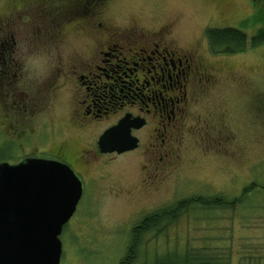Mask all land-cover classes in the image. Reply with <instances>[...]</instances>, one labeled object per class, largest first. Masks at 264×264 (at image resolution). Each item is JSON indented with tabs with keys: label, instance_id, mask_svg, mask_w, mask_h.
<instances>
[{
	"label": "rangeland",
	"instance_id": "rangeland-1",
	"mask_svg": "<svg viewBox=\"0 0 264 264\" xmlns=\"http://www.w3.org/2000/svg\"><path fill=\"white\" fill-rule=\"evenodd\" d=\"M17 1L0 0V16L17 14ZM107 18L121 28L133 20L155 19L173 25L183 45L198 43L211 51L209 29H238L249 41L264 29V0H112ZM12 27L13 37L0 26V163L47 156L64 142L86 147L89 135L75 125L81 121L75 112L81 98L74 84L50 92L54 58L27 34L31 28ZM13 42L14 52L4 54ZM67 42L66 55L86 53L92 46L81 37ZM3 58L19 64L20 73L4 66ZM211 60L222 76L218 93L232 137L228 157L187 153L175 195V175L151 191L144 188L141 157L110 165L101 161L92 170L78 166L85 181L96 175L104 180L84 183L77 211L60 237L61 264H121L143 217L197 197L239 202L235 207L192 206L175 220L166 218L159 230L141 235L132 264H264V223L256 219L264 216V45L238 55L214 54ZM2 72L17 77L8 80Z\"/></svg>",
	"mask_w": 264,
	"mask_h": 264
},
{
	"label": "flooded vegetation",
	"instance_id": "flooded-vegetation-1",
	"mask_svg": "<svg viewBox=\"0 0 264 264\" xmlns=\"http://www.w3.org/2000/svg\"><path fill=\"white\" fill-rule=\"evenodd\" d=\"M16 4L17 14L12 10L0 16L1 30L13 37L12 26L25 32L31 28L27 34L35 36L40 49L54 58L50 92L60 91L62 84H74V94L81 98L75 108L81 121L75 125L89 135L84 138L85 148L79 144L71 148L64 142L47 156L27 158L68 165L84 189V183L93 185L104 179L96 175L85 181L78 166L92 170L101 161L110 165L141 157L144 188L151 191L175 175V195L187 153L195 150L204 158L228 157L232 137L218 93L222 76L207 47L183 45L173 25L164 26L155 19L150 23L133 20L121 28L107 18L112 0H18ZM70 37L89 39L92 46L86 53L81 50L66 55L65 43ZM14 47L15 42L7 45L3 53L9 55ZM3 64L19 73L22 70L11 58H3ZM2 73L8 80L17 77L16 73L10 77ZM127 117L135 126L130 134L137 139V147L122 154H102L100 137ZM192 200L172 202L170 207ZM155 212L133 228L134 241L142 239L143 222ZM163 221L164 216L161 225Z\"/></svg>",
	"mask_w": 264,
	"mask_h": 264
},
{
	"label": "water",
	"instance_id": "water-1",
	"mask_svg": "<svg viewBox=\"0 0 264 264\" xmlns=\"http://www.w3.org/2000/svg\"><path fill=\"white\" fill-rule=\"evenodd\" d=\"M134 124L124 118L99 139L102 154L135 149ZM83 185L57 161L0 163V264H61L64 227L77 211Z\"/></svg>",
	"mask_w": 264,
	"mask_h": 264
},
{
	"label": "trees",
	"instance_id": "trees-1",
	"mask_svg": "<svg viewBox=\"0 0 264 264\" xmlns=\"http://www.w3.org/2000/svg\"><path fill=\"white\" fill-rule=\"evenodd\" d=\"M209 48L214 54L220 55H238L243 54L247 51L248 47L257 48L261 45H264V29L260 30L258 34L249 41L248 36L241 30L234 28L226 29H209L206 33ZM250 188V187H249ZM247 193V191H245ZM239 200L234 202H228L223 198H214V199H205L202 197L194 198L192 201L179 204L173 208H168L166 210H159L152 214V216L147 217L143 223L146 224L144 228L141 229V235L146 234L151 231H157L160 229L161 218L164 216V223L167 218L168 220H175L181 214L188 212L190 207L193 205L209 207V206H219V207H235L236 203ZM167 215V217H166ZM156 217V218H155ZM157 219V220H156ZM163 223V224H164ZM65 228V227H64ZM133 233L132 238L136 235ZM138 254V240L132 241L128 250L126 257L122 260L121 264H132Z\"/></svg>",
	"mask_w": 264,
	"mask_h": 264
},
{
	"label": "crops",
	"instance_id": "crops-1",
	"mask_svg": "<svg viewBox=\"0 0 264 264\" xmlns=\"http://www.w3.org/2000/svg\"><path fill=\"white\" fill-rule=\"evenodd\" d=\"M257 220H261L263 223H264V216L262 214H258V218H256ZM255 220V219H254ZM252 220V221H254ZM250 221H247L246 224H244L245 226H247V224L249 223ZM249 226V225H248ZM264 227V226H263ZM253 237V236H251Z\"/></svg>",
	"mask_w": 264,
	"mask_h": 264
}]
</instances>
